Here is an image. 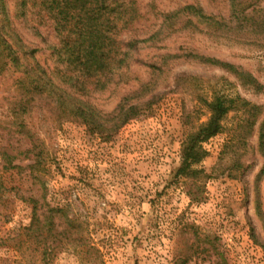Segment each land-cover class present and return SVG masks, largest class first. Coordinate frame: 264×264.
Returning <instances> with one entry per match:
<instances>
[{"label": "rangeland", "instance_id": "374dc122", "mask_svg": "<svg viewBox=\"0 0 264 264\" xmlns=\"http://www.w3.org/2000/svg\"><path fill=\"white\" fill-rule=\"evenodd\" d=\"M133 1L140 18L123 38L162 34L141 43L126 85L91 97L107 120L100 128L63 117L49 99L23 97L13 69L0 74V264H264V90L197 57L235 65L264 87V0H235L244 5L233 12L231 0ZM5 2L12 19L16 0ZM186 5L222 27L180 13L167 36L164 16ZM34 17L31 10L13 26L50 67L45 48L54 40L46 27L34 35ZM213 94L238 95L261 116L243 141V113L230 112L222 131L200 143L206 156L192 168L202 173L177 175L183 143L207 121L203 102ZM122 102L138 115L115 129L111 112ZM34 205L62 208L78 223L55 220L37 244L21 229Z\"/></svg>", "mask_w": 264, "mask_h": 264}, {"label": "trees", "instance_id": "16d2710c", "mask_svg": "<svg viewBox=\"0 0 264 264\" xmlns=\"http://www.w3.org/2000/svg\"><path fill=\"white\" fill-rule=\"evenodd\" d=\"M243 5L231 0L230 7L233 12L236 6ZM31 10L37 24L33 27L34 35H39L37 27L42 26L50 30L54 40L53 44L45 48L48 51L50 67L40 64L35 58L39 50L25 45L13 26V20L25 18ZM180 13H186L191 21L198 20L200 25L214 29L222 27L198 5H186L164 16L159 28L166 27L167 36L176 29L173 19ZM239 13L245 14L244 9ZM139 18L138 7L133 0H16L11 19L5 0H0V74L13 69L19 74L16 85L23 97L49 99L63 117L77 119L96 130L105 125L107 120L99 116V111L90 101L91 97L95 93H103L110 88L116 90L126 85L129 76L131 77L129 69L132 60L135 59V52L141 50V43L156 41L162 34V29H159L145 41L123 38V34ZM263 25L260 23L258 28H263ZM197 57L204 63L233 75L243 86L253 87L256 91L264 90L250 73L235 65L209 57ZM203 103L207 106L209 117L187 135L182 146L183 159L177 175L197 177L202 173L201 170L192 168L206 156L200 143L222 131V121L230 112L243 113V119L237 127V139L243 141L253 133L262 113L259 106L241 99L238 95L213 94L211 101L205 100ZM138 108L136 105L119 103L111 112V118L116 117L112 128H119L136 117ZM258 150L264 157V117L258 127ZM6 163L11 166L10 161ZM263 174L264 169L260 172V175ZM191 198L195 201L196 196L192 194ZM256 207L260 212L259 203ZM58 219H64L72 229L78 223L73 218L69 219L62 208L41 211L34 205L28 224L21 228L22 234L43 245L46 236L53 233L54 221Z\"/></svg>", "mask_w": 264, "mask_h": 264}]
</instances>
